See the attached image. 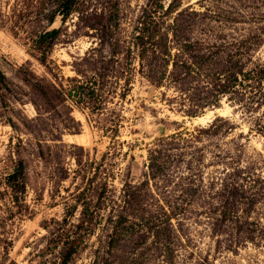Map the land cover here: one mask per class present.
<instances>
[{
	"label": "rangeland",
	"instance_id": "obj_1",
	"mask_svg": "<svg viewBox=\"0 0 264 264\" xmlns=\"http://www.w3.org/2000/svg\"><path fill=\"white\" fill-rule=\"evenodd\" d=\"M58 5L0 0V264H62L72 240L69 264H264V0ZM72 77L101 110L58 95Z\"/></svg>",
	"mask_w": 264,
	"mask_h": 264
},
{
	"label": "trees",
	"instance_id": "obj_2",
	"mask_svg": "<svg viewBox=\"0 0 264 264\" xmlns=\"http://www.w3.org/2000/svg\"><path fill=\"white\" fill-rule=\"evenodd\" d=\"M77 1L78 0H59L58 10L51 15L50 22L52 23L54 21L57 14L61 15L62 20L65 22L69 16L76 11ZM60 33L61 28H52L41 31L37 36V39L35 40V49L42 62L45 63L47 61ZM140 38H142V36H140ZM252 71L256 72V75L254 76L255 78H264V65H261ZM242 73L244 77H247L248 75H251L252 72L250 70L242 71ZM68 80L71 81V83L67 86L63 83H60V88L55 86V90L64 101H71L76 105L87 104L89 103V100L98 95V100H96L93 109L101 110L103 108V103L105 102L104 94H102L100 88L97 87V79L84 80L79 77H72L68 78ZM4 89H9V86L5 72L0 68V91H3ZM2 95L5 97L4 92H2ZM7 185L10 188L7 193L13 204L22 206L25 201L27 187L26 166L22 159L19 160L14 170L8 175ZM84 210H87V208ZM77 251L78 244L72 240L70 247L62 254V264H69L73 255L77 253Z\"/></svg>",
	"mask_w": 264,
	"mask_h": 264
},
{
	"label": "bare ground",
	"instance_id": "obj_3",
	"mask_svg": "<svg viewBox=\"0 0 264 264\" xmlns=\"http://www.w3.org/2000/svg\"><path fill=\"white\" fill-rule=\"evenodd\" d=\"M201 119H203L204 117H200Z\"/></svg>",
	"mask_w": 264,
	"mask_h": 264
}]
</instances>
